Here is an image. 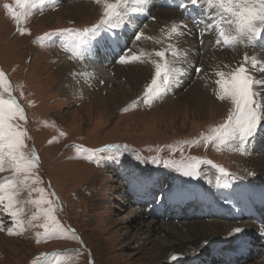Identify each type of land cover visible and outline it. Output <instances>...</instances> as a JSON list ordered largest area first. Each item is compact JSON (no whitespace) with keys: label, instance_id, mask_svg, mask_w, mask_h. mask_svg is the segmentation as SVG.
Masks as SVG:
<instances>
[{"label":"rangeland","instance_id":"obj_1","mask_svg":"<svg viewBox=\"0 0 264 264\" xmlns=\"http://www.w3.org/2000/svg\"><path fill=\"white\" fill-rule=\"evenodd\" d=\"M150 1L152 6H147L149 7L147 9L151 11L148 19H151L154 12H163V15H165L164 11L166 14L171 12L159 8L156 0ZM4 3H13V0H0V70L6 73L13 87V95L24 108L27 119L26 123H22L30 136L26 143L29 147H34L40 157L38 172L44 181L43 186L51 185V190L56 193L61 205L58 218L66 227L75 230L79 240L54 238L37 243L34 235L36 231H40L37 228L28 229L22 236H10L6 231L0 232V264H30L41 252L66 254L71 257V264H195L197 259L203 258H208L206 264H215V261L222 260L217 261L214 255L223 259L224 253H232L241 247V245L235 246V242L222 241L221 238L226 235L225 225L222 224L221 227L213 229V236L206 239L209 241L207 244H204L205 240H203L186 245L177 252H172V248L169 247L166 253L160 254L161 256L155 252L151 253L149 249L151 245L177 240L178 228L182 227L181 223L192 225L198 221L211 225L215 218H169L159 220L155 225V221L151 223L147 218L146 212H138L141 208L137 206L134 209V203L129 202L130 196L128 191L126 192L125 181L130 175L133 177L129 180L144 174H150L152 179L162 177L161 185L157 179L154 180L160 191L173 186L183 193L195 194L203 187L214 193L217 191L214 187L217 170L210 165H202L201 171L208 179H211V184L205 178L192 180L163 167L141 164L134 160L131 154L123 157L120 163L106 161L97 166L82 158H76L74 148L65 147V145L79 144L96 148L108 143H122L129 145L130 149H135V152L143 159L159 156L162 159L177 161L182 158L179 150L182 148L185 157L210 160L229 172L246 178L243 180H252L256 177V173L252 167L246 165L248 164L245 162L247 155L227 147L217 151L211 144L206 148L203 143H192L200 137L201 133L208 132L203 129L206 127L209 129L223 121L227 115L228 105L223 107L216 99L213 106H218V111L222 112L215 114L212 110L199 112L191 109V106H187L182 100L173 105L174 107L167 108L163 98L150 108L141 104L127 111H118L124 107L127 108L126 106L140 96L146 82L141 84L137 95L130 97L127 104L123 103L109 113L96 109L93 106L97 105L94 102L96 100L92 96L88 95V98L85 96L84 100L75 98L74 95L70 98V93L56 86V77L53 78L49 69V66L53 67L55 64L52 52L61 50L51 46L54 42H50V45H41L33 41L50 30L89 26L99 19L101 7L93 3L94 7L92 6L83 17H66L60 13L63 11L64 3H72V0L61 2L43 11V15L54 13L55 17L50 23L39 21L42 12L37 9L22 25L29 31L20 34L16 31V25L12 19L7 16L3 8ZM168 16L180 18V15L169 14ZM136 22L138 20L134 19L131 24L135 25ZM55 39L60 42V38ZM130 42H134V39ZM136 46L137 44L131 48L134 49ZM200 50L208 51L203 49L201 42ZM238 50L242 57L243 53L247 52L251 55L253 51L261 57L262 52L257 48L239 47ZM64 53H62L64 59L65 57L68 59ZM113 65L124 68L114 63ZM194 77L195 83H199L210 92L214 84L208 78L206 79L202 74H196ZM61 131L65 133L64 136H59ZM53 137L57 139L49 143ZM262 137L258 146L249 148V151L256 150V153H264ZM171 142L172 148L175 147L176 151L169 148ZM260 157L257 162L264 161L263 156ZM137 166L148 172L135 169L133 174L127 173L117 179L120 172H131L132 168ZM5 175L7 172L0 173V177ZM173 176H175L174 180H172ZM259 180L263 181L262 176H259ZM136 214L140 218L132 222L133 226L130 227V218ZM26 215H30V212ZM0 218L5 220L6 227L12 226L10 217L3 215ZM161 225L166 226L167 230L172 228V234L160 231ZM219 231L220 234L217 235ZM180 235H184L185 238L189 236V233L184 228L182 232L180 231ZM253 247H248L246 252L249 257L245 253L247 259L241 264H264V247L256 250L255 255L251 256L252 250L257 249ZM242 253L238 254L244 259L245 256ZM172 254H178L179 259L171 261Z\"/></svg>","mask_w":264,"mask_h":264},{"label":"snow or ice","instance_id":"obj_2","mask_svg":"<svg viewBox=\"0 0 264 264\" xmlns=\"http://www.w3.org/2000/svg\"><path fill=\"white\" fill-rule=\"evenodd\" d=\"M57 2L58 0H13V3H4L3 8L16 25V31L24 34L29 30L22 25L34 11L38 9L43 12L49 6L54 7ZM93 2L102 9L95 23L83 28L50 30L38 36L33 43L47 45L60 37V46L69 53L68 59L86 67L85 61L95 59L99 51L98 42L106 38L107 47L122 49L114 57L116 63L150 67V79L143 85L140 96L121 111L141 104L150 108L156 101L163 99L171 86L188 69L194 67L187 57V50L179 47L182 38L191 35L193 28L189 27L185 19L163 28L160 37L145 36L143 31H136L134 43L149 40L161 47L151 51L139 47L133 50L122 46L120 33L125 26L131 25L135 15L146 13L148 0ZM173 6L178 7L185 17L192 16L193 27L201 44L205 36L214 33L217 47L235 50L239 46H264V0H177ZM192 8L198 9L201 15L191 13ZM195 72L201 74L202 68L195 67ZM261 74H264V58L259 54L249 55L247 52L241 60L235 62V66L213 68L211 75L215 79L211 81L214 84L212 92L222 106L228 105L227 115L221 123L211 126L207 133H201L192 143H203L206 148L211 144L217 151L227 147L247 155L249 145L264 131V75ZM71 75L74 79L83 77L87 82L91 74L87 71H73ZM205 78H208L207 73ZM26 119L24 108L13 95V87L6 73L0 70V173L7 172V175L0 177V216L10 217L12 225L6 227L5 220L0 218V232L6 231L10 236H22L28 229L37 228L40 229L34 234L37 243L54 238L79 240L75 230L66 227L58 218L61 205L56 193L51 190V185L43 186L44 181L38 172L40 157L34 147H29L26 143L30 139L22 123H26ZM64 135V132H59V136ZM55 139L57 137H53L49 143ZM65 147L74 148L76 158H82L97 166L106 161L120 163L123 157L131 154L141 164L163 167L192 180L205 178L209 184L212 181L201 171V166L210 165L217 170L214 187L219 190H231L235 182L242 179L210 160L185 157L182 148L179 149L182 158L177 161L159 156L143 159L135 149L122 143H108L96 148L79 144ZM169 147L172 151L177 150ZM146 185L147 182L139 176L134 177L129 184L132 191L139 195L146 194ZM261 199H264V194ZM225 203L229 201L225 200ZM27 212L30 215H26ZM245 231V227H233L225 239L235 238ZM258 234L264 237V226L258 229ZM207 243L209 241L205 240L204 244ZM178 259V254L170 256L171 261ZM30 264H71V257L58 252H41Z\"/></svg>","mask_w":264,"mask_h":264},{"label":"bare ground","instance_id":"obj_3","mask_svg":"<svg viewBox=\"0 0 264 264\" xmlns=\"http://www.w3.org/2000/svg\"><path fill=\"white\" fill-rule=\"evenodd\" d=\"M68 1L69 0H67L66 2ZM93 3H94L93 0H87L84 2H80L79 0H72V3H64L63 8H62L63 11L60 14H63V16H66V17L72 16L75 18H78V17L80 18L90 11V9L93 6ZM148 5L152 6V1L149 2L148 0ZM165 9L171 12H167L166 14V12L164 11L165 15H163V12H160V13L154 12L152 14V17H154V19H152L151 17V19H148V18L145 19L143 21L144 23L138 21L136 22L135 25L131 24L130 26H125L123 28V31L120 33V37H125L129 39V36H127L128 31L130 30L134 31V35L129 39V43L127 47L131 48L136 44L134 42L132 43L130 42L131 39H134L136 31H143L145 36L160 37L161 30L163 28L170 26L173 22H179L181 20L186 19L183 16V14L179 12V10L162 8V10H165ZM47 12H51V11H47ZM147 12L149 14L151 13V11L149 10ZM44 14L45 15H43V12L41 13L42 17L39 20V21H42L41 23L45 21L47 23H50L55 17L54 13H49V14L44 13ZM169 14L175 15V16L180 15V18L179 19L172 18L168 16ZM139 15L141 14L135 15L133 20L134 19L137 20L136 18ZM187 23L189 27L193 28V32L191 35H186L182 38V40L179 43L180 44L179 47L181 49L187 50V57L191 62H193L194 67L188 69L190 71H186V73L182 75L179 78V80L171 86L168 93L163 97L164 103L166 101L165 105L168 108V107H172L173 105H176L177 103H180V101L182 100L187 106H191V109H195L199 112H203V111L211 112L212 110L215 114H219L222 111H218V108H219L218 106H213L214 101H216V98L212 92V88H214V86H212L210 92H208V90L206 88H203L199 83H195L194 76L197 74L195 72V67H201L202 68L201 74L205 77V73H207L208 79L212 81L213 79H215V77L211 75L212 69L217 66H220L221 68H223V65L235 66V62L242 59V55L240 54V51L238 49L239 47L243 48L244 46H239L235 50L231 49L233 50V52L229 48H224V49L219 50V47H213L211 50L207 46L206 43L214 42L215 40L214 38L209 37L206 40V43L203 41V44H201L203 49L208 50V51L201 52L200 43L197 39L198 36L196 35L195 28L193 27V24L189 22V20H187ZM138 47L151 51L153 48H156L157 50H159L161 46L156 45L152 41H149V40H142L137 44V46L133 50H136ZM52 53L54 54L55 64L53 67L49 66V69L52 75L54 76L53 78L56 77V86H60L64 91L70 93V98L73 95L75 98H82V100H84L85 96L86 98H88V95L94 97V100H96L94 102L97 105H93V106H95L96 109L102 110L103 112H106V113H109L110 111H113L114 109H117L123 103L127 104V102H129V100L131 99L130 97L132 96L134 97L137 95L141 84L147 82L149 75H150V67L145 66V65L133 64L132 67L129 68L128 65H120L116 63V61L114 60H111L105 63L104 65H102V64H98L94 59H90V64H87V61H85L86 67H84L76 61L68 60L66 57H65L66 59L65 60L62 54L64 52L62 50L57 51L56 53L54 52ZM253 54H256L255 51L251 53V55ZM238 56H239V59H238ZM261 58H264V52H261ZM113 63L116 66L120 65V66H123L124 68L114 67ZM73 71H78V72L87 71L91 75L89 77V80L86 82L83 77H78L74 79L73 76L71 75ZM261 75H264V74H261ZM101 81H103V83H101ZM120 110L121 109H119L118 111ZM206 128L203 130L208 131L209 129L208 128L206 129ZM263 135H264V131H261L257 135L255 141L249 145V148L257 147L258 142L261 139L260 137H262ZM181 138H184V137H181ZM170 146L171 147L173 146L172 142ZM260 156H263V159H264V153L263 154L256 153V150L254 152H251V151L248 152L245 162L248 163L246 164L247 166L252 167L254 169L256 173V177H254L252 180H243L246 178H244L243 176H239L242 179L236 181L234 184V187L231 190H228L225 194H230V195L245 194L247 196L254 195L256 198H261L262 194H264V161L262 160V162H257V160L261 158ZM141 171L142 170H140V172ZM259 176H262L263 181L259 180ZM141 177L146 182L153 181L150 174H144ZM174 179H175V176H173L172 180ZM131 181L132 180L128 181V186ZM164 191H166V193H170V192L174 193L175 195L177 193L183 192L179 189L173 188V186L169 187L168 189L165 188ZM200 191L210 192L206 194L205 197H211V196L218 197L217 195H212L213 192H211L210 189L202 188V189H198L195 194L193 193V196L195 197V199L203 197ZM118 196L119 198H121L120 194H118ZM145 214L147 215V213ZM139 218L140 217L137 214L134 215V217H131L129 226L132 227L133 226L132 222H134L135 220H138ZM174 219H177V218H174ZM154 221H155V225L158 224L159 222L158 220H154ZM212 222L214 223L213 226H212L213 223L209 225L210 223L204 224L198 221H196L192 225H189L188 223H181L180 225H182V227L178 228L179 233L177 236V240L174 239L175 241L174 240L168 241L165 244H155V246L151 245L149 247L150 252L151 253L155 252L156 254L161 256L160 254L166 253L165 251H167L169 247L172 248L171 250L172 252H177L181 248H184V246L186 245H190L191 243H198L200 241L206 240L208 237L213 236V233H214L213 229L215 227L217 228L221 227L222 224L225 225V228H226V235L224 236V238H221L223 242H228V243L235 242L234 244L235 246L241 245V247H244L245 250H247L249 246L250 247L254 246L256 248H259L262 245V247H264V237H261L258 234V229L261 226H264V224H258L254 221H233L229 219L222 220L219 218H215V221H212ZM229 222L231 224H229ZM167 223H170V222H167ZM155 225L153 227L154 230H155ZM236 226L245 227L246 231L243 232L242 234H239L235 238L225 239V237L227 236V233L231 231L233 227H236ZM161 227L162 228L160 229V231H162L163 233L165 232V233L172 234V228L168 227L169 229L167 230L166 226L161 225ZM184 228H185V231H188L189 233V236H185L186 239L184 238V235L183 236L180 235V231L182 232ZM174 231H175L174 233L176 234V228L174 229ZM219 234H220V231L217 232V235ZM237 253H240L238 249L237 251L234 250L232 253H230V255L225 256V257H230V256L236 257ZM191 257H193V255H191ZM197 260L198 261L195 264H206L208 261V258H203L201 260L197 259Z\"/></svg>","mask_w":264,"mask_h":264}]
</instances>
